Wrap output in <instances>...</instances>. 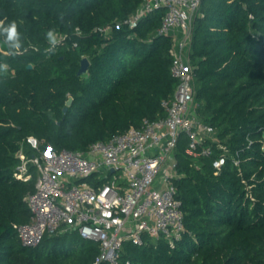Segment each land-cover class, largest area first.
Instances as JSON below:
<instances>
[{
	"label": "trees",
	"instance_id": "obj_1",
	"mask_svg": "<svg viewBox=\"0 0 264 264\" xmlns=\"http://www.w3.org/2000/svg\"><path fill=\"white\" fill-rule=\"evenodd\" d=\"M143 1L0 0V21L5 27L15 21L21 42L18 51L9 48L0 30V264H94L99 243L78 230L46 235L33 247L21 243L15 224L31 220L25 197L36 190L37 171L31 166V179H18L17 153H35L29 136L42 149L86 151L165 115L162 100L177 86L172 38L157 34L165 9L134 26L124 23ZM49 30L60 43L50 44ZM84 56L90 66L78 76ZM190 62L197 113L214 133L205 141L213 152L189 154V138L180 133L172 180L185 230L174 242L125 241L121 260L264 264V0H202ZM70 95L73 104L64 112ZM220 157L225 161L217 168ZM85 180L97 187L107 179Z\"/></svg>",
	"mask_w": 264,
	"mask_h": 264
},
{
	"label": "built area",
	"instance_id": "obj_2",
	"mask_svg": "<svg viewBox=\"0 0 264 264\" xmlns=\"http://www.w3.org/2000/svg\"><path fill=\"white\" fill-rule=\"evenodd\" d=\"M201 1L144 0L124 21L134 26L150 12L165 9L157 34L172 38L171 73L177 86L172 97L162 100L164 116L145 118L140 127L95 141L86 151L42 149L38 138L27 137L35 153L29 156L21 149L14 172L18 179L28 181L31 166L37 171L36 190L25 197L31 220L15 224L24 246H36L46 235L78 230L82 237L99 243L94 264H132L130 259L121 260L125 241L143 245L147 237L171 242L181 238L185 215L172 180L180 133L189 138V154L198 157L213 152L205 143L212 129L197 113L196 75L190 62ZM61 40L56 37V43ZM224 161L220 157L214 165L220 168ZM94 175L107 180L96 187L85 180Z\"/></svg>",
	"mask_w": 264,
	"mask_h": 264
},
{
	"label": "clouds",
	"instance_id": "obj_3",
	"mask_svg": "<svg viewBox=\"0 0 264 264\" xmlns=\"http://www.w3.org/2000/svg\"><path fill=\"white\" fill-rule=\"evenodd\" d=\"M0 30H2V32L5 34V43L9 46V48L18 51L21 48V42L16 22L13 21L7 27H5L3 21H0ZM46 38L48 39L50 44L56 43V38L53 30H49L47 32ZM2 67L5 71H7V64L2 65Z\"/></svg>",
	"mask_w": 264,
	"mask_h": 264
},
{
	"label": "water",
	"instance_id": "obj_4",
	"mask_svg": "<svg viewBox=\"0 0 264 264\" xmlns=\"http://www.w3.org/2000/svg\"><path fill=\"white\" fill-rule=\"evenodd\" d=\"M89 66H90V60L87 56H84L80 62V67H79V70L77 73L78 76L87 74ZM28 68H32V64H29ZM73 101H74V97L72 95H70L66 101V105L63 108L64 112L68 111L69 107L73 104Z\"/></svg>",
	"mask_w": 264,
	"mask_h": 264
},
{
	"label": "rangeland",
	"instance_id": "obj_5",
	"mask_svg": "<svg viewBox=\"0 0 264 264\" xmlns=\"http://www.w3.org/2000/svg\"><path fill=\"white\" fill-rule=\"evenodd\" d=\"M210 136H211V137H213V136H214V133H213V132H211V133H210ZM110 177H112V176H110Z\"/></svg>",
	"mask_w": 264,
	"mask_h": 264
}]
</instances>
